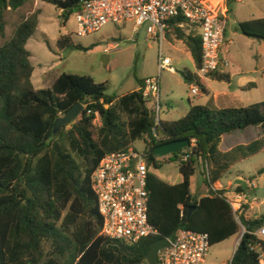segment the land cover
<instances>
[{
	"label": "trees",
	"instance_id": "1",
	"mask_svg": "<svg viewBox=\"0 0 264 264\" xmlns=\"http://www.w3.org/2000/svg\"><path fill=\"white\" fill-rule=\"evenodd\" d=\"M27 2L0 0V36H4V13ZM43 2L59 9L60 17L67 21L81 0ZM225 2L228 7L235 0ZM183 24L181 17L171 19L166 34L172 33L183 43L197 69L202 62L201 38L195 26ZM37 25L38 13L23 18L13 36L0 46V264H148L146 255L152 243L162 238L172 240L181 229L207 234L210 247L241 234L243 229L231 264H261L264 239L255 233L264 227V215L249 218L245 215L247 206L234 213L226 192L214 190L213 185L238 160L264 149L263 138L230 152L219 149L224 135L264 125V103L224 109L192 105L179 120L160 122L157 131L165 139L156 142L151 134L152 106L139 90L143 81H138L137 90L113 97L106 95L105 83H96L87 75L63 73L50 87L36 90L25 44ZM191 27L195 30L187 33ZM236 31L264 43V18L239 22ZM57 46L90 49L74 45L69 35L61 36ZM181 76L188 86L202 88L194 73L183 72ZM210 77L229 81L218 72ZM76 103L82 105L81 113L54 137V122ZM96 118L100 127L93 125ZM145 137L148 141L143 153L149 168L159 167L153 156L155 147L178 140H187L189 145L170 155L171 161L178 162L180 183L164 182L149 169L148 221L158 235L126 246L100 235L102 220L91 177L106 155L126 151ZM186 150L188 159L181 161ZM200 165L208 188L203 197L190 191L191 178ZM263 173L264 169L258 172ZM189 209L194 210L187 219Z\"/></svg>",
	"mask_w": 264,
	"mask_h": 264
},
{
	"label": "rangeland",
	"instance_id": "2",
	"mask_svg": "<svg viewBox=\"0 0 264 264\" xmlns=\"http://www.w3.org/2000/svg\"><path fill=\"white\" fill-rule=\"evenodd\" d=\"M203 1L212 10L224 13L226 18L225 45L222 51L230 61L228 70L239 71L246 74L245 76H250L256 66H264V43L254 42L236 31L238 22L264 18V0H241L231 3L228 7L225 0ZM35 13H38L39 20L37 29L26 42L25 48L30 53V63L33 68L31 83L36 90L50 87L59 75L66 73L90 76L96 83L107 85L106 95L121 97L136 89L138 81L157 76L158 44L148 38L146 25L134 31L132 23L122 26L108 24L96 33L86 37H77L74 34L73 16L64 21L60 17L61 11L46 4L43 0H28L18 10L4 13L5 30L4 36H0V46L13 36L15 28L23 18H28ZM190 29L195 30L191 27L186 32L188 33ZM65 35L71 37L74 45L90 49L79 51L72 47L58 48L57 40ZM109 45L113 48H108ZM106 49L108 50L105 51ZM162 49L164 57L171 60L174 73L164 70L160 76L161 122L179 120L188 113L191 105L206 104L215 91H218L220 87H227L226 84H220L218 81L203 80L204 83L201 86L206 93L201 91L200 96H192L190 86L184 83L181 76L183 72L194 70L192 59L185 51L183 43L177 40L172 33L166 34ZM255 55L258 59L255 58ZM261 85L264 89V83ZM262 93L263 95H260L255 92L253 97L259 100L264 96V91ZM241 95V98L247 99L251 94L243 93ZM235 104L237 103H234V106ZM248 104L251 102L249 101ZM93 125L100 127L99 118L93 121ZM238 135L241 134L229 137L235 138ZM229 137L226 139L228 140ZM147 141L148 139L145 137L136 141L131 148L138 152H144ZM156 162L159 167L156 169L151 165L150 169L161 180L169 184H178L182 181L178 171V162L171 161L170 155L156 157ZM237 168L243 176L259 178L264 174H258L264 168V152L250 160L241 162ZM258 181L257 198L260 202L264 199V176ZM220 182L223 187H234L238 181L236 174L231 172L223 176ZM207 190L202 167L199 166L191 178L190 191L192 195L197 194L201 197L206 195ZM233 191L232 189L225 190L227 193L231 192V194L228 193L229 197H232ZM253 212L264 215V205L259 210L255 208ZM235 241L236 237L210 247L204 264H230L236 247Z\"/></svg>",
	"mask_w": 264,
	"mask_h": 264
},
{
	"label": "built area",
	"instance_id": "3",
	"mask_svg": "<svg viewBox=\"0 0 264 264\" xmlns=\"http://www.w3.org/2000/svg\"><path fill=\"white\" fill-rule=\"evenodd\" d=\"M205 3L203 0H81L79 9L72 15L77 37L96 33L108 24L122 26L132 23L134 31L146 25L148 38L158 44V73L156 77L144 79L139 90L142 98L152 106L154 128L151 134L156 142L165 139L157 131L161 122L160 76L164 70L174 73L171 60L164 57L162 49L168 22L181 17L184 24L195 26L199 31L202 62L194 73L198 80L209 79L212 74L221 73L230 66L228 59L221 55L226 27L224 13L212 10ZM108 48L113 47L109 45ZM201 91L197 84L190 85L192 96H200ZM188 153L186 150L181 161L188 159ZM149 169L145 154L133 148L101 159L91 177L102 220L100 235L126 246L158 235L148 221ZM247 198L244 193H234L227 197V201L233 212L238 213ZM255 235L264 239V227ZM167 240L169 245L158 252L156 264H204L210 250L209 237L204 233L181 229L174 239ZM261 264H264L262 256Z\"/></svg>",
	"mask_w": 264,
	"mask_h": 264
},
{
	"label": "crops",
	"instance_id": "4",
	"mask_svg": "<svg viewBox=\"0 0 264 264\" xmlns=\"http://www.w3.org/2000/svg\"><path fill=\"white\" fill-rule=\"evenodd\" d=\"M240 1L241 0H235L236 3L240 2ZM257 19H259V18H257ZM226 26H227V22H226ZM225 29H226V27H225ZM198 34H199V31H198ZM225 36H226V33H225ZM224 45L225 44H223V46ZM222 49H223V47H222ZM222 49H221V55L224 56L225 54L223 53ZM185 51H186V49H185ZM255 58L258 59L257 55H255ZM259 60H260V58H259ZM193 65H194V63H193ZM195 69L196 68L194 67V70L192 71V73H195ZM220 74L228 76L229 81H218V80H214L213 78H209L208 80L218 81V82H220V84L224 83V84H226L227 87H220V89H218V91H215L213 93V95L206 102V104H203L201 106H205L209 109H224V108L250 107L253 105L264 103V96H262L259 100L258 99L256 100L253 97V94L255 92L260 93V95H263L262 92L264 91V89H263L261 84L264 83V66H256L252 75H250V76L249 75L245 76L246 74L244 75V74L240 73L239 71L231 72L230 70H228V68L223 69V71ZM249 74H251V73H249ZM203 83H204V81L203 82L200 81V84H203ZM137 89H138V87L134 90H137ZM201 90H202V88H201ZM202 91L204 93H206L205 90H202ZM243 93H248L251 95H250V97H247V99H244V98H241V96H242L241 94H243ZM249 101L251 102V104H248ZM234 103H237V104H235V106L237 105V107L234 106ZM235 134H241V135H238V137H235V138L229 137V136H234ZM226 137H229V139L227 140ZM261 138L264 139V125L257 126V127H249V128H246L245 130H237V131L232 132L231 134H227V135H224L222 137L219 149L223 153L230 152L232 149H234L237 146H240V145L246 146V145H249L250 143H252L256 140H259ZM262 152H264V149L261 150V152H259L258 154L254 155V156H251V157L246 158V159L238 160V162L235 163L230 168V170L226 174H229L231 172L236 174V180L238 182H237V184L234 185V187H229V186L223 187L220 181L216 182L213 185L214 190H224L225 191V190H231L232 189V191H233V189H234V191L232 193H244L248 197L247 202L243 205V206L248 207V210H247L245 215L248 216L249 218H252V219H256V218L263 216L262 214H257V213H254L253 211L255 208H257L259 210L261 208V206L264 205V199L259 202V199L257 198V193H258V189H259V185H258L259 181L258 180L262 179L264 174L262 176L258 175L259 178H257L256 176H243L242 172L240 170H238L237 166L241 162L250 160ZM200 166L202 167V165H200ZM249 178H253V179L249 180ZM235 188H237V191H235ZM228 193L231 194V192H228ZM228 193L226 192V197H229ZM201 197H203V196H201ZM240 212H241V210L238 213H240ZM234 237H236L235 244L237 247V245L240 241V239H239L240 235H236ZM234 237H232V238H234ZM232 238H230V239H232ZM230 239H228V240H230ZM236 247H235V249H236Z\"/></svg>",
	"mask_w": 264,
	"mask_h": 264
},
{
	"label": "water",
	"instance_id": "5",
	"mask_svg": "<svg viewBox=\"0 0 264 264\" xmlns=\"http://www.w3.org/2000/svg\"><path fill=\"white\" fill-rule=\"evenodd\" d=\"M105 108L107 109L108 106H105ZM82 109H83L82 105L79 103H76L65 115L59 117L54 122V125H53L54 137H57L59 135L63 127L75 122L78 115L81 113ZM188 145H189V142L187 140H178V141L164 143L154 148L153 156L163 157L167 155H172L177 152H180L183 149H186ZM193 210L194 209L188 210L187 219H189V216L191 215ZM243 233H244V230H242L239 239L242 238ZM168 245H169V241L166 238L157 239L156 241H154L150 247L149 252L146 255V260L148 264H156L158 252L168 247Z\"/></svg>",
	"mask_w": 264,
	"mask_h": 264
}]
</instances>
